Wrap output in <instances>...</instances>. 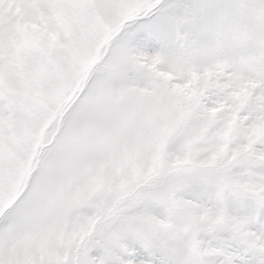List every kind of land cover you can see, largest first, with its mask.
<instances>
[{
	"label": "snow or ice",
	"instance_id": "1",
	"mask_svg": "<svg viewBox=\"0 0 264 264\" xmlns=\"http://www.w3.org/2000/svg\"><path fill=\"white\" fill-rule=\"evenodd\" d=\"M0 264H264V0H0Z\"/></svg>",
	"mask_w": 264,
	"mask_h": 264
}]
</instances>
